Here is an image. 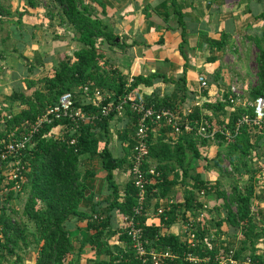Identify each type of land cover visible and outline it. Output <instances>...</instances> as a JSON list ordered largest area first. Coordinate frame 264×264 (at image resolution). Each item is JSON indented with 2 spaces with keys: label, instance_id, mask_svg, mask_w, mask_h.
I'll use <instances>...</instances> for the list:
<instances>
[{
  "label": "trees",
  "instance_id": "trees-1",
  "mask_svg": "<svg viewBox=\"0 0 264 264\" xmlns=\"http://www.w3.org/2000/svg\"><path fill=\"white\" fill-rule=\"evenodd\" d=\"M50 1L58 9L59 23L73 30L78 48L71 57L60 59L53 68V73L42 80L44 90H35L29 96L20 93L12 94V100L19 102L24 108L4 122L1 135L8 136L23 132L27 126L32 125L37 118L52 108L59 96L64 93H71L76 101L85 85L112 93L115 100H121L126 95H132L137 99L140 94L138 86H151L152 80L156 76H137L128 81L117 71L109 69L105 72L102 69L103 64L100 61L104 57L103 53L101 54L96 48L97 41L109 47L120 49L123 47L116 41L118 37L112 33L109 26L100 17L93 15L89 3L100 6L101 15L105 14L104 6L98 0ZM33 3L28 0L30 6H33ZM160 6L163 10V19H167L170 14H175L179 19L178 25L183 29L180 21L182 19L181 7L176 3V0H169ZM5 13L9 14L7 11ZM0 16H3L2 9H0ZM52 17L53 15L49 16L50 19ZM254 20L264 21V12L255 16ZM181 39L184 42L183 30ZM229 39V35L224 33L220 35L219 40L206 38L204 42L210 50L219 51L227 45ZM250 40L257 50L255 57L257 84L251 91L253 100L258 96L264 97V30L260 37H250ZM207 61L214 62L215 58L210 57ZM178 83L183 86L185 78H180ZM33 85V82H28L27 89L32 88ZM223 99V102L220 101L213 105L204 104L202 108H207L212 116L217 117V113H223L225 108L230 106L227 97L224 96ZM144 101L148 105H154L155 108L163 107L171 110L175 108V104L168 102V99L158 102V100L153 101L152 98H148ZM76 106H78L77 103ZM81 111L97 115L99 120L94 121L91 125L80 127L77 131L71 129L72 123L67 119L54 120L50 125H44L33 136V147L22 153L20 163L24 168L22 172L24 181L18 192L9 191L7 193L4 204L20 193L25 194L26 200L22 216L32 224L33 231H29L23 221L16 220L12 216L13 214L5 212L6 209L2 208L0 211V264L3 263L4 256H15L19 260L16 252L20 249L26 250L32 245L37 250L34 264H75L71 259L73 251L71 238L65 229V223L71 218L86 220L87 230L91 232L90 246L96 247V254L108 257L107 262H94L93 264H138L122 224L117 233L118 241L122 243L123 248L110 247L106 239L114 214L119 215L121 222L122 218L131 214L132 208L136 204L137 190L133 185V177H129L125 185L121 202L118 201L119 192L112 179V171L120 169L127 171L130 167L134 141L131 135L128 137V133L124 132L120 138L123 137L122 141L124 142L128 141L125 156L114 158L106 144L100 148L99 141L92 131L97 128L107 135L109 120L113 117V113L106 117H100L99 109L89 105L81 107ZM243 112L244 110H236L224 119L228 121L227 128L230 132H234L235 124L244 114ZM126 115L131 117L130 123L135 122L132 113L127 111ZM200 116V109L196 107L189 114V119L198 120ZM203 116L211 124L214 122L211 120V116ZM218 124L222 125L223 120ZM60 125L66 126L65 133L60 139H55L50 135V131ZM150 134L147 144L148 154L142 167L148 183L144 192L145 206L150 199L157 197L156 192L161 194V197L164 196L163 190L166 187L177 184L186 187L182 202H167L165 207H161L163 211L159 215L156 211L159 208L154 210V216L159 219L160 223L158 227L148 225L145 216H140L138 225L142 232L141 239L144 246L146 248L156 247L160 250L166 249L175 256L174 259L165 260L163 264H220L217 260L218 256L225 255L227 257L230 251L232 259L235 261L241 262L249 259L251 264H264V252L255 249L256 241L262 238L263 234L256 230L254 216L251 213L252 201L256 195L255 187L261 184L263 177L262 169L259 168L256 171L253 169V172L249 173L246 164V159L253 156V151L262 140L264 129L258 131L255 127L249 128L247 125H240L238 134L232 143H226L223 136L216 135L214 144L216 143L220 149L223 147L226 149L227 155L225 156L228 161L232 163L236 160V163L232 164L238 174L249 173L246 182L242 184L243 186L240 187L237 184L232 186L230 193L219 188L218 180L213 184L204 180L195 168L193 162L201 159V149L204 146L212 145L207 140L190 133L179 135L176 139L168 142L161 139L152 142ZM71 140H75L72 145H70ZM2 146L0 143V147ZM260 147L264 150V141ZM83 154L96 155L100 168L106 172L105 180L111 189V200L104 218L96 215L97 212L94 208L89 214L79 211L82 200L91 199L89 195H86L87 190L83 177L93 176L92 172L82 171L79 167V157ZM219 156L218 153L214 159L217 166L220 164ZM149 160L156 163L155 167L150 165ZM150 167L154 168L157 176L147 174L146 171ZM170 175H173L172 179H169ZM2 180L3 177L0 175V181ZM11 187L12 183L5 185L6 189ZM201 192L203 194H200ZM207 201L220 202V205L214 207V211L223 213L224 216L216 222L215 226L220 231L224 226L228 231L237 232L241 238L238 247L224 245L220 249H215L211 246L215 241L205 238L207 231L205 227L206 210L209 205ZM203 206L207 207L204 211L205 216L197 224L196 219ZM178 219L183 224L189 222L193 224L194 240L186 237L182 241L177 235L159 233V227L170 228ZM80 251L81 245L77 254ZM187 254L192 255L198 262L190 263L184 260V256Z\"/></svg>",
  "mask_w": 264,
  "mask_h": 264
},
{
  "label": "crops",
  "instance_id": "crops-1",
  "mask_svg": "<svg viewBox=\"0 0 264 264\" xmlns=\"http://www.w3.org/2000/svg\"><path fill=\"white\" fill-rule=\"evenodd\" d=\"M98 1L103 5L100 0ZM167 1L169 0H106L108 5H103L106 16H99L101 19L107 20L110 30L118 37L116 41L123 47L121 49L107 47L108 49L103 52L104 59L108 63L107 69L119 72L128 81L137 76L150 77L156 75L151 86H138L140 95L144 99L152 98L153 101L158 100V102L168 99V102L173 103L178 101L181 103L180 105H183V111H192L197 107L203 115L212 116L207 108H202L203 105H213L219 98L218 93L221 92L222 87L225 88L226 86V90L231 86L229 80L226 82L223 78L226 73L222 67L219 75L221 79L215 78L219 83L218 86L214 85L211 76L213 74L216 77V72H211L214 70V66L219 64L218 56L223 49L228 48L229 41L221 50L212 51L204 40L206 38L219 40L220 35L226 33L231 41L232 35L229 33L231 31L227 32V30L233 29L231 28L234 25L233 22L239 24V18H236L234 14L236 4L239 1L178 0L177 4L181 7L182 19L180 21L183 29L178 25L179 19L175 14H170L167 19H163V10L160 5ZM252 5L256 11L251 12L248 9L241 16L244 21L251 19L254 23L249 26L254 28L256 26L257 28L260 23L258 20L255 23L254 17L264 12V0H253ZM37 10L38 8L32 9L31 7L25 9L24 13L18 16V19L30 21L31 26L37 24L35 15ZM30 30L33 31L32 35L30 34L26 41L23 39V43L17 41L19 45L12 42L0 43V67L4 69V73L0 74L1 107L9 108L10 102H12L13 88L17 87L19 92L25 90L28 87V82H32L30 80L33 73L36 72L34 69H43L46 66L45 57L42 56L46 47H42L41 43L35 40V36H37L35 33L41 31V28L34 27ZM182 30L184 42L181 39ZM18 34L19 32L14 34L17 39H19ZM210 57H214L215 61L208 62L207 59ZM48 73L47 77L53 73L52 66L49 67ZM200 75L207 82V87L204 90H201L197 82V77ZM182 77L185 78L183 86L178 83ZM20 80H24L23 83ZM187 105L189 107L186 110ZM6 118L9 119L10 117L7 116ZM130 122L131 117L126 114L122 117L113 115L109 120L107 135L97 128L93 129L100 148L106 144L114 158L125 156L128 141L124 142L122 141L123 137H120L124 132L128 133V137L130 136L131 124H133ZM56 130L52 131L54 133L53 138L58 136ZM150 135L152 142L157 139L164 142L172 140L169 130L162 127H155ZM149 163L154 167L156 165L151 160ZM79 167L82 171L93 173L91 177H83L86 184V195H89L91 199L82 200L79 211L89 214L94 208L97 212L96 215L101 218L106 217L107 207L111 200V189L105 180L106 172L100 168L98 157L88 154L81 155ZM172 177L173 175H170L169 179ZM112 179L119 192L118 201L121 202L123 190L129 180L127 171L124 169L112 171ZM177 185L164 188L165 194L162 197L156 192L157 197H153L147 202L148 225L155 227L160 225L159 219L154 216L155 209L165 207L167 202L180 203L183 201L184 192L182 194ZM180 223V219H178L170 228L159 227V233L177 235L180 240L184 241L185 239L181 236L183 224ZM86 224V220L76 218H71L65 223V229L72 242L71 259L74 260L75 264L107 262L108 257L106 255L96 254V247L90 246L89 236L91 232L87 230ZM120 225L119 215L115 213L111 220L108 238L106 237L108 245L112 248H123L122 243L118 241L117 231ZM80 245L81 251L77 254Z\"/></svg>",
  "mask_w": 264,
  "mask_h": 264
},
{
  "label": "rangeland",
  "instance_id": "rangeland-1",
  "mask_svg": "<svg viewBox=\"0 0 264 264\" xmlns=\"http://www.w3.org/2000/svg\"><path fill=\"white\" fill-rule=\"evenodd\" d=\"M33 1V6H30L28 4V0H0V9H2V15L0 16V43H16L17 41H21L23 43V39L25 41L28 39L30 34L32 35V32L30 29L34 27H40L41 31L35 33L37 36H35V40L39 41L41 43L42 47H46L44 51L42 52L43 58L45 57L46 66L43 69H34L36 72L33 73V76L30 81L34 83L32 88L25 89L23 91L17 89V87L13 88V93H20L23 95L29 96L32 94L33 91L44 90V84L42 82L43 79H46V75L49 74V67L52 66V68H55V65L60 59H63L64 57H71L73 52L78 48V44L74 40V32L71 28L66 27L59 23L58 17H57V11L58 9L53 6L52 2L50 0H31ZM103 5H108L106 0H100ZM178 0H176L177 3ZM229 1V0H228ZM234 1V0H231ZM239 1L238 4H236L235 7V17L239 18V24L236 22H233L234 25L231 27L233 29H228L231 36V41L229 40L228 48L226 47L221 51V54L218 56L219 58V64L214 66V70L211 72H216V77L212 74V82H214V85L218 86V81L215 79H221L220 71L221 67L222 70L225 69V77L224 80H229V85L237 86L240 89V92L242 94L241 99L238 103L235 105H230L228 108L232 107L234 109L233 112L229 110H225L223 113H217V117L211 116V120L214 121V123L218 124L220 121L224 120L228 117V114L236 112V110H244L243 113L248 114V108L251 104V91L256 86V65H255V57L257 54V50L254 47L253 43L250 40V37L258 36L260 37L262 35V32L264 30V21H259V26L256 28L249 26L250 24L254 23L251 19L250 21H244L243 15L248 9H250L251 12H255L256 9L253 8L252 1L253 0H235ZM236 2V3H237ZM90 9L93 12L94 16L100 17L101 10L100 6L89 3ZM36 6V7H35ZM32 9L38 8V12L35 13L37 20V24H32L31 22H27L26 19H18L19 15H22L25 11V9ZM105 8V7H104ZM7 11V14L5 13ZM32 11V10H31ZM233 14V15H234ZM53 15V17L50 19L49 16ZM101 16H106V13ZM242 17V18H241ZM252 17V16H251ZM105 24L108 25L107 20L105 18L101 19ZM18 22V25H17ZM256 23V21H255ZM30 25V26H29ZM34 25V27H33ZM37 25V26H35ZM109 26V25H108ZM32 27V28H29ZM26 29V31H25ZM256 29V30H255ZM19 32V39L15 38V33ZM226 34V33H225ZM228 35V34H227ZM25 37V38H24ZM19 45V44H17ZM16 45V46H17ZM106 44L97 41L96 48L98 49L101 54L108 49ZM103 57L105 55L103 54ZM100 63L103 64L102 69L106 72L108 71L107 66L108 63L103 58ZM4 69H1L0 67V74L2 75L4 73ZM47 71V73H46ZM217 83H216V81ZM22 83L24 80H20ZM225 85V84H223ZM226 88V86H225ZM224 87H222V90L218 96L219 98L214 102V104L219 103L221 99L224 98V96L228 97V89L225 90ZM220 89V88H219ZM77 99H80V95L77 96ZM218 101V102H217ZM174 104L176 105L175 109L179 113H183L184 109H182L183 105H180L181 103H178V101H175ZM188 105L186 110L188 109ZM24 106L21 107L19 102L13 101L10 102L9 108L7 107H1L0 106V142L2 139L5 141L8 139L6 134L1 135V132L3 133L4 129V121L7 119L6 117H12L19 113ZM227 108V109H228ZM226 109V108H225ZM7 113V114H6ZM223 114V116H222ZM262 141H264V136L262 137V140L259 142V145L253 151V156L251 158L246 159V164L248 166L249 173L253 172V169L256 171V169H259L258 162H262L264 160V150L261 149L260 144H262ZM219 153V166L215 164L214 159L217 157V154ZM227 151L226 149L219 148L216 143L210 145V146H204L201 149V159L194 161L195 168L197 172H199L204 180L208 181L209 183H214L216 180L219 181V188L222 191H225L226 193H230V189H232V186L239 185L242 187L243 183L246 182L248 174L244 172L242 174H238V171L236 168H234L233 164L236 163V160H234L232 163L228 161L226 158ZM257 156V157H256ZM254 160V162H253ZM263 163V162H262ZM92 167V166H90ZM9 167H4V173H8ZM179 181V180H178ZM6 178L4 176L3 180L0 181V188L4 189L6 185ZM179 187L180 192L183 194L185 191L184 185H177ZM255 197L252 201L251 206V213L252 216H254V221L256 223V230L261 232L263 234L262 238H260L255 243V249H259L260 251L264 252V177H262L261 184L257 185L255 187ZM9 192V191H8ZM7 192V193H8ZM7 194L5 195L6 199ZM26 196L23 193L18 194L17 196H14L12 199H10L7 202V205H5L4 209L5 212L13 214L12 216L16 220L23 221L25 225H27V228L29 231H33L32 224L27 221L22 216L23 207L25 204ZM209 203L208 205V213L206 210V233L205 238L208 240L215 241L211 246H213L215 249H220V247L226 245L230 247H238L240 243V237L238 236V233L228 231L227 228L224 226L221 227V231L216 228L215 224L216 222L223 217V213H216L214 211V207L217 205H220V202L215 201H207ZM1 211V210H0ZM180 224H183L182 221H180ZM196 224V223H195ZM122 226V225H121ZM123 228V227H122ZM181 236L182 238H186V235L181 230ZM255 241V240H254ZM36 248L35 246H29L26 250H18L16 252V256L19 257V260L15 256H4L2 260V264H34L35 257H36Z\"/></svg>",
  "mask_w": 264,
  "mask_h": 264
},
{
  "label": "built area",
  "instance_id": "built-area-1",
  "mask_svg": "<svg viewBox=\"0 0 264 264\" xmlns=\"http://www.w3.org/2000/svg\"><path fill=\"white\" fill-rule=\"evenodd\" d=\"M131 81V80H130ZM197 82L204 90L207 87V82L203 76L197 77ZM241 92L237 86H229L227 101L230 105H235L241 99ZM220 101H224L221 99ZM106 102L105 104H103ZM76 103L78 106H76ZM92 106L99 109L100 117H106L110 113L117 117H122L127 111L132 113L135 117V122L131 124L130 129L131 138L134 141L132 153H131V165L127 170L128 177H133L134 188L137 190L135 201L136 204L132 208L131 214L122 218L121 224L124 232L128 237L131 245V249L134 253L135 259L138 264H163L167 259H174L175 256L168 250H160L156 247L146 248L141 239L142 232L139 227L138 219L140 216H145L148 219L147 207L145 206V187L147 180L145 173L142 170L144 163L146 162L148 154V138L149 134L153 132L155 127H162L169 130L172 139H176L179 135L194 133L200 138L207 140L210 144L216 141V135L225 137L226 143H232L235 139L234 135L238 134L240 125H247L249 128H256L258 131L264 129V97L258 96L251 100L248 111L250 113L243 114L240 119L237 120L234 128V132H230L227 128V120H223V124L210 123L201 113L200 119H189L191 110L179 113L176 109L168 108H155L154 105H148L145 103L143 96L139 94L137 99L132 95H126L121 100L114 99L113 94L102 91L97 87L91 85H85L80 92V99L74 100L71 93H64L59 96L56 104L49 108L41 117L27 126L23 132L18 134H10L7 136V140L1 141L3 145L0 147V175L6 178L8 183H12L11 188L0 189V210L5 207V195L8 191L18 192L20 186L24 181L23 166L20 163V157L25 150H29L33 147L32 138L44 125H50L54 120L67 119L71 125V129L77 131L80 127L91 125L94 121L99 120L97 115L89 112L81 111V107ZM229 107V106H228ZM226 107L225 110L231 112L234 111L232 107ZM228 108V109H227ZM208 116V115H205ZM205 118V119H204ZM153 124V125H152ZM57 129V130H56ZM53 130L58 132V136L55 139H60L65 133L66 126H56L50 131V135L53 136ZM75 140L70 141V145L74 144ZM9 167V172L4 173V167ZM262 169V176L264 177V162L258 164ZM147 174L157 176L153 167H150ZM146 180V181H145ZM200 194H203L202 192ZM206 206H203L202 211L197 217V224L205 216ZM157 214H162L163 209L159 208ZM95 218V217H94ZM96 219V218H95ZM193 224L191 222L183 224V231L186 233V237L190 240H194L192 234ZM232 252H228L227 257L218 256L217 260L220 264H251L249 259H245L241 262L232 259ZM184 260L190 263L198 262L192 255L187 254L184 256Z\"/></svg>",
  "mask_w": 264,
  "mask_h": 264
},
{
  "label": "bare ground",
  "instance_id": "bare-ground-1",
  "mask_svg": "<svg viewBox=\"0 0 264 264\" xmlns=\"http://www.w3.org/2000/svg\"><path fill=\"white\" fill-rule=\"evenodd\" d=\"M235 137H236V135H234ZM225 138V137H224ZM262 162H264V160L262 161ZM261 161L260 162H258V164H260V163H262Z\"/></svg>",
  "mask_w": 264,
  "mask_h": 264
}]
</instances>
